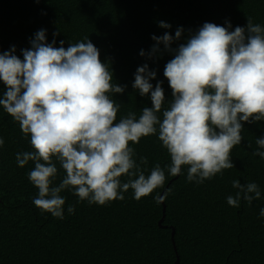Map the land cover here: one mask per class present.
<instances>
[{"label":"trees","instance_id":"1","mask_svg":"<svg viewBox=\"0 0 264 264\" xmlns=\"http://www.w3.org/2000/svg\"><path fill=\"white\" fill-rule=\"evenodd\" d=\"M247 17L264 27V0H0V53L15 46L23 60L22 50L31 48L30 40L41 29L56 47L61 40L67 48L89 38L109 65L113 83L127 86L123 94H110L121 105L119 120L152 106L150 94L141 96L132 86L137 68L145 63L157 73L153 86L163 82V107L172 99L164 68L173 54L163 52L156 59L140 55L151 51L153 35L175 36L183 27V36L172 44L177 48L206 22L231 23L234 31L247 26ZM160 21L172 27L161 28ZM5 90L0 81V96ZM241 135L242 142L231 152L234 167L203 183L187 180V166L178 178L168 174L170 155L158 135L142 137L130 144L134 158L147 157L146 174L156 164L165 168L163 187L140 200L130 189L124 200L105 205L78 202L65 190L60 219L34 205L38 189L28 178L34 163L21 168L16 161L17 153L33 150L30 136L0 106V264H176L177 253L179 264H264V158L253 155L256 139L264 136V121L245 123ZM56 166L54 184H59L65 173L59 162ZM237 179L257 183L261 198L230 206L227 197L235 195L232 182ZM157 194H163V202L157 203ZM70 204L75 205L73 214L67 211Z\"/></svg>","mask_w":264,"mask_h":264},{"label":"clouds","instance_id":"2","mask_svg":"<svg viewBox=\"0 0 264 264\" xmlns=\"http://www.w3.org/2000/svg\"><path fill=\"white\" fill-rule=\"evenodd\" d=\"M247 19L246 27L234 31L231 23L224 27L206 22L177 48L172 44L183 36V27L175 36L153 35L151 51L141 50L140 55L156 59L163 52L173 54L164 68L172 99L164 108L163 82L153 86L157 73L145 63L137 68L132 86L141 96L150 94L152 106L119 120L121 105L110 94H123L127 86L113 83L109 65L89 38L67 48L61 40L56 47L41 29L30 40L31 48L22 50L23 60L15 46L0 53V81L6 89L0 106L30 136L33 150L17 153L16 161L21 168L34 163L28 173L38 189L34 205L63 219L65 190L78 202L99 205L124 200L130 189L136 200L150 195L163 187L165 168L156 164L146 174L147 157L137 162L130 146L149 135H158L168 151L171 176L187 166V180L203 183L234 167L231 152L242 142L244 124L264 121V27ZM159 27L172 26L160 21ZM255 143L253 155L264 158V136ZM56 162L65 173L59 184H54ZM232 186L237 191L227 197L230 206L239 207L241 199L251 205L261 198L255 182L237 179ZM155 199L159 203L162 197L157 194ZM67 211L73 214L75 205Z\"/></svg>","mask_w":264,"mask_h":264},{"label":"water","instance_id":"3","mask_svg":"<svg viewBox=\"0 0 264 264\" xmlns=\"http://www.w3.org/2000/svg\"><path fill=\"white\" fill-rule=\"evenodd\" d=\"M178 177H179V175H177L176 178H178ZM161 197H163V194L161 195ZM161 201H162V200H161ZM162 202H163V201H162ZM165 210H166V208H165V205H164V209H163L164 213H165ZM164 218H165V215H163V217H162L161 220L159 221V224H160V225H162V222H163ZM164 227H168V226H164ZM171 227H172V226H171ZM174 236H175V229L172 228V240H173L174 248H175V250H176ZM176 252H177V251H176ZM179 262H180V258H179V255H178V253H177V261H176V264H179Z\"/></svg>","mask_w":264,"mask_h":264}]
</instances>
